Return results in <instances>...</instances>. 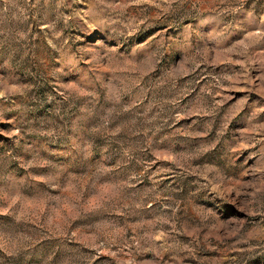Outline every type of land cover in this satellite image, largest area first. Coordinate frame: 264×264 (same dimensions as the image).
<instances>
[{"label": "rangeland", "instance_id": "obj_1", "mask_svg": "<svg viewBox=\"0 0 264 264\" xmlns=\"http://www.w3.org/2000/svg\"><path fill=\"white\" fill-rule=\"evenodd\" d=\"M0 264H264V0H0Z\"/></svg>", "mask_w": 264, "mask_h": 264}]
</instances>
